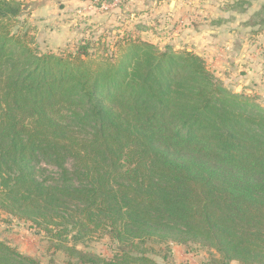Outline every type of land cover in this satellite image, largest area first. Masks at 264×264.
I'll return each mask as SVG.
<instances>
[{
  "label": "trees",
  "instance_id": "trees-1",
  "mask_svg": "<svg viewBox=\"0 0 264 264\" xmlns=\"http://www.w3.org/2000/svg\"><path fill=\"white\" fill-rule=\"evenodd\" d=\"M24 10L0 0V208L66 264H159L149 244L168 243L264 264V107L194 52L126 38L121 56L108 41L41 53ZM248 25L264 29V7ZM94 231L111 256L78 248ZM0 264L43 263L0 240Z\"/></svg>",
  "mask_w": 264,
  "mask_h": 264
},
{
  "label": "rangeland",
  "instance_id": "rangeland-1",
  "mask_svg": "<svg viewBox=\"0 0 264 264\" xmlns=\"http://www.w3.org/2000/svg\"><path fill=\"white\" fill-rule=\"evenodd\" d=\"M19 1L25 5L21 20L28 23L41 53L64 55L87 42L108 41L110 51L121 56L118 47L126 38L149 43L161 52L166 48L174 53L194 52L203 58L216 83L264 107V29L248 25L261 9L239 23L235 17L248 15L256 0ZM207 20L209 27L205 28L215 32L211 35L201 31ZM222 29L225 32L218 33ZM206 46L214 48L212 56L203 53ZM48 170L57 174L53 168ZM0 240L43 264L68 261L64 252L55 249L57 241H51L22 213L0 208ZM116 247L103 232L94 231L78 248L108 257ZM149 247L150 256L159 264H216L220 259L216 250L198 244Z\"/></svg>",
  "mask_w": 264,
  "mask_h": 264
},
{
  "label": "crops",
  "instance_id": "crops-1",
  "mask_svg": "<svg viewBox=\"0 0 264 264\" xmlns=\"http://www.w3.org/2000/svg\"><path fill=\"white\" fill-rule=\"evenodd\" d=\"M264 6V0H256L255 2H254V4H253V8L251 9V10H249L250 12H249V14L248 15H246V16H235V15H233V16H235L236 17V19L238 20V23L240 22V21H242V20H246L247 18H248V16L249 15H251V13L252 12H256V11H258L259 9H261L262 7ZM200 11H201V13H203V10H201V9H199ZM198 10V11H199ZM209 18H210V16H208V20H209ZM207 20V22H205L204 23V27L201 29V31H203V32H205V33H209V35H211V34H213V33H215V32H211L210 31V29H206L205 27H209V21ZM228 24H230V23H228ZM226 29V28H225ZM225 29H222L221 31H218V33H220V32H225ZM211 33V34H210ZM235 34V33H234ZM213 41H214V38H213ZM210 43V42H209ZM203 53L205 54V56L207 55L208 57H209V55H208V53L211 55V54H213V53H215V51H214V48L213 47H208V46H206V48H203ZM212 56V55H211Z\"/></svg>",
  "mask_w": 264,
  "mask_h": 264
},
{
  "label": "water",
  "instance_id": "water-1",
  "mask_svg": "<svg viewBox=\"0 0 264 264\" xmlns=\"http://www.w3.org/2000/svg\"><path fill=\"white\" fill-rule=\"evenodd\" d=\"M198 55V54H197Z\"/></svg>",
  "mask_w": 264,
  "mask_h": 264
}]
</instances>
